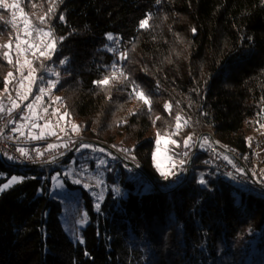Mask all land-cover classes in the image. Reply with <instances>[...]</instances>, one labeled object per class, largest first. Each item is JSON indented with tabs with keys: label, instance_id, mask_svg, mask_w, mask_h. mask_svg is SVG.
<instances>
[{
	"label": "trees",
	"instance_id": "1",
	"mask_svg": "<svg viewBox=\"0 0 264 264\" xmlns=\"http://www.w3.org/2000/svg\"><path fill=\"white\" fill-rule=\"evenodd\" d=\"M49 7L51 0H24L32 22L52 31L56 50L46 59L39 51L33 56L27 44L22 48L38 76L57 70L49 103L61 105L68 128L76 122L82 138L127 149L156 185L162 181L153 164L157 133L177 142L170 151L177 159L201 135L199 151L188 177L186 163L168 189L119 161L122 193L107 190L97 210L82 190L89 219L81 229L83 243L63 228L62 205L49 193L46 166L0 160L7 177H24L0 195V264H248L253 243L251 264H264V191L217 169L200 149L202 138L213 135L250 162L247 130L264 115V0H56L42 24L38 17ZM148 14L150 27L141 29ZM11 20L10 9L0 7V45L11 41L0 48L4 94L13 92L19 77L16 61L9 64L2 55L12 54L17 43ZM109 33L128 54L120 64L128 80L102 88L94 81L110 75L118 62L107 47ZM39 40L35 32L28 39ZM135 85L151 97V111L130 95ZM177 114L183 118L178 135ZM39 136L37 149L48 148L53 135ZM110 167L113 181L117 166ZM201 176L207 185L198 183Z\"/></svg>",
	"mask_w": 264,
	"mask_h": 264
},
{
	"label": "rangeland",
	"instance_id": "2",
	"mask_svg": "<svg viewBox=\"0 0 264 264\" xmlns=\"http://www.w3.org/2000/svg\"><path fill=\"white\" fill-rule=\"evenodd\" d=\"M6 2L7 4L11 5L13 0H6ZM20 7L23 8L24 13H26L30 18V13L24 9V0H20ZM9 9L11 11L12 18L16 21L18 27L19 40H17V43H20L22 48V45L25 44L23 43V41L25 40L28 41L30 36H27L24 33L20 8L14 9L9 7ZM17 43L12 48L11 50L12 54L10 52V57L15 61L19 59L21 62L20 64H17L19 77L16 81V84L14 86L15 88L12 93L4 94V92L0 91V104L3 103L4 108H8L7 105L13 108V101H15V103L18 104L19 106H23L25 113L17 123L18 128L24 130L25 132H29L33 128H39L38 136L53 135L52 133H55L52 137L53 141L50 140L51 141L50 144L58 145L60 144V142L63 141L65 137H69V136L71 137V139H73L72 151L76 148L75 152L70 157H68L69 154L72 152L71 151L66 157L59 159L58 163L45 165L46 166L45 169L47 173L50 174L49 193L51 196L59 199L62 205V211L59 218L63 225V228L65 229L68 236L73 241H81V229L85 226V224L89 220L88 215H86L85 217V214H87V212L83 202L82 190H86L92 196L95 205L101 203V201L104 199L107 193V190H111L115 194L122 193L123 191L118 185V180L120 177L119 175L120 170L118 168L119 161H122V163L125 166L128 165L125 162V159H128L132 162L134 161L131 158H129L124 153L123 148H121L118 145L112 146L104 142L107 147L112 149L110 150L99 144L88 141V138H82L81 127L76 122L69 121L71 125L76 124L79 126L78 133L73 132L71 130V126L69 128L66 126L65 124L66 117L64 115V112H62L61 110V105L53 102L49 103V99L52 94V88L48 90L49 89L48 81L55 80L53 77L56 76L57 70L52 71L51 69H46L45 72L39 76L36 74V72H34L33 73L34 82L31 85V92L28 94V97L30 98L29 102L26 101L27 99L26 100L21 99V95H18V90L21 94L27 91L29 86V81L27 79H23V77L28 75L29 68L27 65L21 67V65H23V61L28 57L27 55L24 54V51L17 50L16 47ZM108 44L109 45H107V47L109 49H115V51H111V52L115 54V58L116 60H118V62L115 64L118 65V67L120 68V64L122 63L123 59H120L119 54L124 52V50L121 49V45L119 44L118 38H116L115 40H108ZM21 82L24 85L23 88H21ZM40 88H45L46 89L45 93L41 94L39 91ZM37 96L41 97L39 101H36ZM34 102H35V108H34L35 114H33V111L27 107L28 104ZM19 108L20 107L13 108V110H15L16 112ZM45 109H47V111H45ZM62 116L63 119H61ZM34 124L36 126H33ZM261 125H264V115L260 120L256 121V123H254V125L247 130L246 136H247V143L250 148V154H249L250 162L246 164V160H245V168L246 170H248L250 174L252 173L254 176L264 177V128H262ZM204 137L208 138V140L211 142L210 145L213 144V140L211 139L210 135ZM157 138L158 137L155 136L154 152L156 153V159L155 160L153 159V164L156 170L158 171V173L160 174L161 171H165V172L173 171L175 173H179L180 170H182L179 161L185 159L187 161L185 169L187 170L189 157L192 153L196 140L190 147L185 149V152L188 153V156L187 157L184 156V159H177L170 152L171 146L173 145L172 143H170V139L165 136H160V145L158 146L156 143ZM203 138L200 143V149L202 150L206 148V145L201 146L203 144ZM248 138H252L250 145ZM77 143L78 145L74 147V145ZM82 144H89L92 147L90 148L80 147ZM100 149H104L105 151H100ZM198 151H199V146L197 152ZM102 160L105 161L104 164L100 163V161ZM157 164L160 165L159 170L156 167ZM110 165L117 166L116 172L112 175V178L114 179L113 181L108 180L109 177L108 173L109 171L112 170ZM173 165H175V167H173ZM12 176L21 177L18 174H12L7 177L5 173L0 172V185L7 183V181ZM229 176L235 178L232 175ZM161 178L162 181L158 184V186L160 187V189L161 188L168 189V184H169L168 182L175 181L176 175L170 176L167 180H165L163 176H161ZM65 179L69 180L72 184L77 185V187H69L65 183ZM77 179H79L81 183L79 184L75 183L74 181ZM236 180L239 181L240 183L242 182L238 179ZM84 184H88L90 185V187L85 188ZM179 186L180 185H178V187ZM117 188L119 189V192L115 190ZM2 193L3 192H0V195ZM101 196L103 197V199H100ZM81 219H86V222L84 224H80L79 221ZM253 245L255 246V243H253ZM253 245L251 246L252 252L255 251V249H253L254 248ZM252 252L249 254L248 264H251L250 257ZM218 264H223V263L220 260Z\"/></svg>",
	"mask_w": 264,
	"mask_h": 264
},
{
	"label": "snow or ice",
	"instance_id": "3",
	"mask_svg": "<svg viewBox=\"0 0 264 264\" xmlns=\"http://www.w3.org/2000/svg\"><path fill=\"white\" fill-rule=\"evenodd\" d=\"M159 2H160V0H157V3H159ZM0 7H4V8L11 7V8H14V9L15 8H20L25 35L31 36L33 34V32H35L36 35L40 38V42L39 43H34L33 44V43H29V41H27V40L23 41V43L28 44V48L33 50V53H32L33 56L36 55V51H39V55L41 57H45L46 59H50L51 53H53L56 50V47H57V41H56L55 38H53L52 31L51 30L45 31L43 28L37 27L32 22V20L28 17V15L26 13H24L23 8L20 7V0H13L11 5L7 4L6 0H0ZM55 7H56V0H51V7L48 8V11L43 16H39L38 17V20L40 21V23H42V24L43 23H47L45 17L49 16L52 12H54ZM59 19L61 21H63L64 20V16L60 15ZM150 19H151V14H148L144 19L140 20L139 27L141 29H148L150 27V23H149ZM8 23H11L12 27H14V28L17 26L16 21L14 19L11 20V21H8ZM192 31L195 32L196 29L193 28ZM45 38H49V39L47 41H45ZM107 38L109 40H115L116 39L115 37H113V35L111 33L107 34ZM58 39L59 40H63L64 37H59ZM17 40H19V36L17 37ZM10 45H11V41H9L7 44L0 45V48H9ZM16 47H17L18 51H27L28 50V49H22L20 43H17ZM41 49H43V50H41ZM109 50L110 51H115V49H109ZM2 55L4 56L5 59H7L9 64L13 63L8 51H4L2 53ZM119 55H120V59H127L128 58L127 52H122ZM66 62H67L66 59L61 60L60 64L63 65ZM16 63L20 64L21 62H20L19 59H17ZM24 65L28 66L29 72H28L27 76L23 77V79H27L29 81V86H28L27 91H25L23 94H21L19 92V90H18V95H21V99L26 100V99H28V94L31 92V85L34 82L33 73L36 72L37 70L32 67V61L31 60L25 59L23 61V65H21V67H23ZM112 68L114 70L110 73V75H105L103 79L98 80V81H94V83L97 84L98 86L102 87V88H107V87H110L113 84L114 81L123 82L124 80H128V76L125 74V72L123 71L122 68H119L118 65H116V64H113ZM56 75L58 76L59 74L56 73ZM12 77H13V73L12 72H9L7 74V76L5 77V91H7V85H8V83H10V78H12ZM57 83H58L57 80H49L48 81V85H49V89L48 90H50L51 88H54ZM23 87H24V85L21 82V88H23ZM39 91H40L41 94H43V93H45L46 89L45 88H40ZM132 94H134L135 97L139 101H142V103L145 106L148 107V110L151 111V104H152L151 97L148 94H146L143 89H140L138 85H135L133 87L132 93H130V95H132ZM10 99H11V97H10ZM40 99H41L40 96L36 97V101H39ZM56 100L59 101V100H61V98L60 97H56ZM18 107H19V105L16 104L15 101H13V108H18ZM27 107L30 110L33 111V114H35V112H34L35 102L28 104ZM13 108H9L8 112L11 113ZM164 108H165V110H170L171 109V105L168 104V103H165ZM2 111H4V107H3L2 104H0V112H2ZM45 111H47V109H45ZM130 114H134V113H130ZM64 115H67V113H65ZM61 119H63V116L61 117ZM156 119H160V117H157ZM182 119L183 118L179 114L176 115V117H175V120H176L175 129H176V132L173 133V134H177L178 135V130L183 126L181 124ZM153 122L155 123V121H153ZM122 123H126V121H123ZM186 123H187V121H184V124H186ZM33 126H36V125L34 124ZM261 127L264 128V125H261ZM18 130L19 129H13V131H18ZM71 130L73 132H77L78 133L79 132V126L76 125V124H72L71 125ZM52 134L54 135L55 133H52ZM166 135H169V134L166 133ZM157 137L158 138H157L156 143L159 146L160 145V134L159 133H157ZM32 138L33 139H40L41 136H33ZM191 139H192L191 136H188V137L185 138V140L183 142L185 147H188L190 145ZM251 139L252 138H248L249 145L251 144ZM170 143L176 144L177 142L175 140H171ZM215 143H219V142H215ZM210 144H211V142L208 140V138L204 137L203 138V144L201 146H204V145H209L210 146ZM65 146H67V145H65ZM48 147L49 148H54V147H57V145L49 144ZM80 147L90 148L92 146L89 145V144H82ZM17 151L20 152L21 156H25V157L28 156V153H27V151L24 148H18ZM100 151H105V150L104 149H100ZM123 151H128V150L124 149ZM183 155L185 157H187L188 153L184 152ZM223 158L225 160H228V162L230 164L232 163V161L229 159V157L227 155H224ZM9 159H12V157H9ZM153 159L154 160L156 159V153L155 152L153 153ZM100 163L104 164L105 161L102 160V161H100ZM186 163H187V161H185V160L179 161V164H180L182 170H183V166ZM156 167H157L158 170L160 169V165L159 164H157ZM173 167H175V165H173ZM233 167H235V165H233ZM236 171L243 173L244 170L242 168H237ZM160 174H161V176H163V178L165 180H167L170 176L177 175V173H175L173 171H167V172L161 171ZM229 175H231V173H229ZM23 179H24V177L12 176L7 181V183H4V184L0 185V192H4L5 190H7L10 187H12L13 184L23 181ZM74 182L78 183V184L81 183V181L79 179L75 180ZM198 183L201 184V185H207V181L203 178V176H201V178L198 180ZM84 187L88 188V187H90V185L84 184ZM115 190L117 192H119L118 188L115 189ZM100 199H103V197L101 196ZM99 207H100V205L97 204L96 205L97 210H99ZM86 215L87 214H85V217H86ZM85 222H86V219H81L79 221L80 224H84ZM81 243H83V240H81Z\"/></svg>",
	"mask_w": 264,
	"mask_h": 264
},
{
	"label": "built area",
	"instance_id": "4",
	"mask_svg": "<svg viewBox=\"0 0 264 264\" xmlns=\"http://www.w3.org/2000/svg\"><path fill=\"white\" fill-rule=\"evenodd\" d=\"M7 107L0 112V160L5 164L20 167L45 166L58 163L59 159L66 157L72 151L73 139L70 136L65 137L57 147L38 150L35 146V139L32 137L39 134V128H33L31 131L25 132L17 126L20 118L25 113L24 107L19 106L20 108L16 112L12 110L11 113L7 112V109L11 107L8 105ZM13 129L19 130L13 131ZM215 142L204 149V154L214 167L228 175L231 173L236 179L244 181L251 187L264 190V177L254 176L246 170L245 158L241 156L239 151L224 148ZM18 148H24L28 156H21L20 152L17 151ZM224 155L229 157L232 161L231 164L223 158ZM9 157H12V159H9ZM237 168H242L243 173L237 172ZM144 177L142 176L141 179Z\"/></svg>",
	"mask_w": 264,
	"mask_h": 264
},
{
	"label": "water",
	"instance_id": "5",
	"mask_svg": "<svg viewBox=\"0 0 264 264\" xmlns=\"http://www.w3.org/2000/svg\"><path fill=\"white\" fill-rule=\"evenodd\" d=\"M206 134H209V133H206ZM210 137H211V139L213 140V142H215V139L213 138V135H210ZM200 138H201V135H199V136L197 137V139H196V141H195V144H194V147H193V150H192V153H191V155H190V157H189V163H188L187 170H186V178H187L188 175H189L190 164H191V162H192V159H193L194 155H195L196 152H197V149H198V146H199ZM88 141L94 142V143H96V144H99V145H101V146H103V147H106V148L110 149V148L107 147V146L105 145V143L102 142V141L93 140V139H88ZM80 142H81V141H80ZM77 145H78V143L75 144L74 147L77 146ZM110 150H112V149H110ZM121 157H122V156H121ZM125 162H126L129 166H131L132 168L136 169L140 174H142L143 176L147 177V179H148L150 182H152V184H153L156 188L160 189V187H159L158 185H156V183H154V181H152V179L147 175V173H146L145 171H143V170H142L137 164H135L134 162H132V161H130V160H128V159H125Z\"/></svg>",
	"mask_w": 264,
	"mask_h": 264
}]
</instances>
